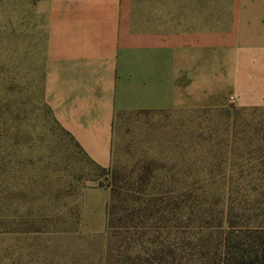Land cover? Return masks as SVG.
I'll return each mask as SVG.
<instances>
[{
	"label": "rangeland",
	"instance_id": "obj_1",
	"mask_svg": "<svg viewBox=\"0 0 264 264\" xmlns=\"http://www.w3.org/2000/svg\"><path fill=\"white\" fill-rule=\"evenodd\" d=\"M10 35L0 0V264L264 261V105L128 116L100 168L12 80Z\"/></svg>",
	"mask_w": 264,
	"mask_h": 264
},
{
	"label": "crops",
	"instance_id": "obj_2",
	"mask_svg": "<svg viewBox=\"0 0 264 264\" xmlns=\"http://www.w3.org/2000/svg\"><path fill=\"white\" fill-rule=\"evenodd\" d=\"M8 18L12 80L42 82L98 167L128 116L264 105V0H8Z\"/></svg>",
	"mask_w": 264,
	"mask_h": 264
},
{
	"label": "trees",
	"instance_id": "obj_3",
	"mask_svg": "<svg viewBox=\"0 0 264 264\" xmlns=\"http://www.w3.org/2000/svg\"><path fill=\"white\" fill-rule=\"evenodd\" d=\"M236 264H264V261L260 257H258V255L255 254V255L249 256L246 259L244 258L241 259Z\"/></svg>",
	"mask_w": 264,
	"mask_h": 264
},
{
	"label": "built area",
	"instance_id": "obj_4",
	"mask_svg": "<svg viewBox=\"0 0 264 264\" xmlns=\"http://www.w3.org/2000/svg\"><path fill=\"white\" fill-rule=\"evenodd\" d=\"M228 102L233 103L234 102V98L230 96L229 99H228Z\"/></svg>",
	"mask_w": 264,
	"mask_h": 264
}]
</instances>
